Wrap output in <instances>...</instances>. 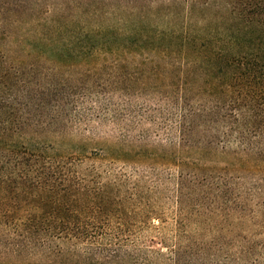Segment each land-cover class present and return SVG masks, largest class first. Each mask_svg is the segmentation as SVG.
I'll return each instance as SVG.
<instances>
[{"label": "trees", "instance_id": "obj_1", "mask_svg": "<svg viewBox=\"0 0 264 264\" xmlns=\"http://www.w3.org/2000/svg\"><path fill=\"white\" fill-rule=\"evenodd\" d=\"M153 5L87 2L12 50L28 7L0 0V264H264V0ZM73 121L124 133L107 155L55 151ZM145 121L167 143L129 134ZM117 163L172 170L167 253L130 245L164 214L96 166Z\"/></svg>", "mask_w": 264, "mask_h": 264}, {"label": "rangeland", "instance_id": "obj_2", "mask_svg": "<svg viewBox=\"0 0 264 264\" xmlns=\"http://www.w3.org/2000/svg\"><path fill=\"white\" fill-rule=\"evenodd\" d=\"M162 0H136V6L140 7L142 5L154 4L156 7L157 3H161ZM214 0H211V2ZM217 1V0H215ZM94 3L97 0H15L17 5H23L28 7L25 10L23 8L18 9L19 11V21L18 26L14 27L12 30L14 42L10 43V48L12 50H18L16 40L19 36L24 34L28 37H33L34 35V25L40 32L51 35L53 33L55 24L65 25L66 20H68L73 14L74 16L80 14L79 9H81L86 3ZM77 6V7H76ZM30 11H33L31 13ZM27 10V11H26ZM26 11V12H25ZM79 12V13H78ZM21 13V14H20ZM34 19V20H33ZM5 28V27H3ZM14 32V33H13ZM2 38V36H0ZM3 40L0 39V44H3ZM45 70L40 68L36 69L35 75L45 73ZM49 72V71H48ZM50 73L53 75L52 71ZM74 74L75 73L71 72ZM70 72L62 70L58 75V80H69ZM60 77V78H59ZM78 79L74 77L72 79ZM81 81V80H79ZM143 98L136 99V102H143ZM145 101L149 102L150 99L146 98ZM145 120V119H144ZM78 121H73L68 130L71 135V139L64 141L63 143H55L54 149L57 152L72 155H92L93 153H100L107 155L110 144L114 143L116 138L123 134L122 123L115 125L112 123H96L94 121L89 124L76 123ZM129 123V121L127 122ZM141 127H131L128 128L129 134L131 136H137L141 129H150L149 140L152 142L159 140V142L167 143L163 136H155V129H152L146 121ZM87 125V127H86ZM97 167H101V170H113L121 178L128 179L129 187L136 188L137 192L142 190L150 191L149 194H135L136 196L147 195L146 199L149 202L148 206L164 214L161 215V221L152 220L147 223H142L132 228V236L130 240V245L136 246L137 248L148 250L150 254L154 252L167 253L166 248L173 244L174 236V200H175V183L173 177H171V171L168 169L157 168L153 171L149 168L137 165V164H126L117 163L113 166L99 164ZM131 194L132 192L130 190ZM137 202L139 200H136ZM136 204V203H133ZM137 209L133 210L136 211ZM157 264H172L170 258L165 256L161 258Z\"/></svg>", "mask_w": 264, "mask_h": 264}]
</instances>
